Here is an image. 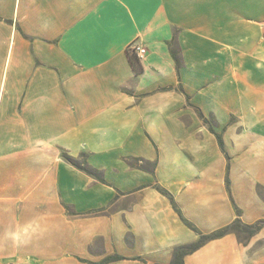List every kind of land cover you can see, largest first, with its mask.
<instances>
[{"label":"crops","instance_id":"crops-1","mask_svg":"<svg viewBox=\"0 0 264 264\" xmlns=\"http://www.w3.org/2000/svg\"><path fill=\"white\" fill-rule=\"evenodd\" d=\"M238 218L264 220V0H0V264H173ZM247 234L184 264H264Z\"/></svg>","mask_w":264,"mask_h":264},{"label":"trees","instance_id":"trees-1","mask_svg":"<svg viewBox=\"0 0 264 264\" xmlns=\"http://www.w3.org/2000/svg\"><path fill=\"white\" fill-rule=\"evenodd\" d=\"M131 58H132V61L134 62V65L137 67L138 64H137V62L135 60L134 54H132ZM218 139H219L220 145L223 147L222 138L220 136H218ZM66 159L68 161H70V162L75 164V161H74L73 158H71L69 156H66ZM159 190L164 195H167V196L170 197V194H169L168 191H166L164 189H161V188H159ZM262 227H264V220L263 221H259V222H257L256 224H253V225H244L242 223V221L238 218L233 225L228 226L227 228H225L223 230H220V231H217V232L212 233V234H208V235H202L201 234L199 242L178 249L176 251V253H175V259H174L173 264H184V258L187 255H189L191 253H194L195 251H197L200 247H202L204 244H206L209 241L222 238V237L226 236L227 234L232 233L233 231L236 230V228H241L245 232H248L250 235H254L260 229H262ZM119 259H121V257H111L107 261L110 262V261H116V260H119Z\"/></svg>","mask_w":264,"mask_h":264},{"label":"built area","instance_id":"built-area-1","mask_svg":"<svg viewBox=\"0 0 264 264\" xmlns=\"http://www.w3.org/2000/svg\"><path fill=\"white\" fill-rule=\"evenodd\" d=\"M134 50L140 57H142L143 55L146 54V49H144V48L136 47V48H134Z\"/></svg>","mask_w":264,"mask_h":264},{"label":"rangeland","instance_id":"rangeland-1","mask_svg":"<svg viewBox=\"0 0 264 264\" xmlns=\"http://www.w3.org/2000/svg\"><path fill=\"white\" fill-rule=\"evenodd\" d=\"M236 230L240 232V235H241L242 238H245V236L248 235L247 232H245V231H244L243 229H241V228H236Z\"/></svg>","mask_w":264,"mask_h":264}]
</instances>
